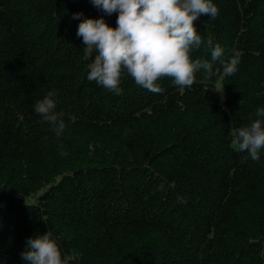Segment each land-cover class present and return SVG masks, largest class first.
Segmentation results:
<instances>
[{
  "label": "trees",
  "instance_id": "trees-1",
  "mask_svg": "<svg viewBox=\"0 0 264 264\" xmlns=\"http://www.w3.org/2000/svg\"><path fill=\"white\" fill-rule=\"evenodd\" d=\"M213 3L191 56L212 62L208 39L225 60L240 51L234 75L216 61L212 77L183 90L164 77L153 94L124 73L115 95L87 79L97 53L77 30L101 16L115 28L118 12L0 0V264H26V241L47 231L70 264H264V149L253 161L230 135L264 107V0ZM48 91L59 137L34 111Z\"/></svg>",
  "mask_w": 264,
  "mask_h": 264
},
{
  "label": "clouds",
  "instance_id": "clouds-1",
  "mask_svg": "<svg viewBox=\"0 0 264 264\" xmlns=\"http://www.w3.org/2000/svg\"><path fill=\"white\" fill-rule=\"evenodd\" d=\"M92 4L109 16L118 12L115 28L101 16L83 19L77 30V36L82 37L85 45V54L97 53L88 66L87 79L115 95L122 93L120 83L124 73L131 76L136 85L159 94L164 91L158 83L161 78H171L173 84L183 90L195 83L200 70L206 77L219 73L220 69L214 73L212 62L221 63L225 77L238 71L242 53L233 49L225 60V49L218 43L214 45L211 39L207 40V47L212 62L192 59L193 50L204 43L195 22L202 15L215 19L219 14L213 0H92ZM81 16L83 13H76L73 19ZM56 95L55 91H48L43 99L35 102L34 111L59 137L67 124L64 112L57 111ZM255 116L257 118L249 125L231 129L230 135L235 150L246 152L253 161H258L264 149V107L258 108ZM68 119L74 123L76 117ZM178 199L186 203L183 198ZM21 258L26 264H70L48 231L30 237Z\"/></svg>",
  "mask_w": 264,
  "mask_h": 264
},
{
  "label": "rangeland",
  "instance_id": "rangeland-1",
  "mask_svg": "<svg viewBox=\"0 0 264 264\" xmlns=\"http://www.w3.org/2000/svg\"><path fill=\"white\" fill-rule=\"evenodd\" d=\"M218 95L221 97V94H220V86H218Z\"/></svg>",
  "mask_w": 264,
  "mask_h": 264
}]
</instances>
